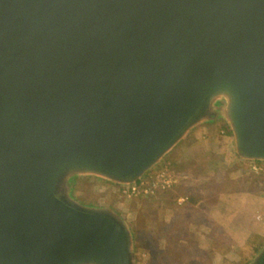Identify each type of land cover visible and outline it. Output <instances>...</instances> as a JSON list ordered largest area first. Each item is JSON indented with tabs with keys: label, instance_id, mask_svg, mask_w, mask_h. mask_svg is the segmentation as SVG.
<instances>
[{
	"label": "water",
	"instance_id": "obj_1",
	"mask_svg": "<svg viewBox=\"0 0 264 264\" xmlns=\"http://www.w3.org/2000/svg\"><path fill=\"white\" fill-rule=\"evenodd\" d=\"M212 123L264 163V0H0V264H134L71 182L135 184Z\"/></svg>",
	"mask_w": 264,
	"mask_h": 264
},
{
	"label": "rangeland",
	"instance_id": "obj_2",
	"mask_svg": "<svg viewBox=\"0 0 264 264\" xmlns=\"http://www.w3.org/2000/svg\"><path fill=\"white\" fill-rule=\"evenodd\" d=\"M205 128L214 130L213 135L206 137L203 134L191 143L199 146L198 143L209 138L208 142L212 143L209 160L196 163L184 159L179 165L171 163L173 166L170 170L187 171L198 179L191 190L194 196L211 201L221 194L237 197L238 203L227 204V216L220 215L228 225L226 237L213 229L212 236L210 234L212 241L207 236L208 241L197 242L200 237L198 232L185 230L182 224L181 230H162L163 212L167 205L171 206V192L128 198L122 194L123 187L97 177L79 176L71 182L70 196L76 202L86 207L107 209L127 223L133 236L134 264H250L263 246L264 163L240 160L235 155L230 129L224 123L198 126L173 150L186 142L193 133ZM253 164L257 165L258 171L252 169ZM201 178L203 180L200 181ZM164 194L166 196L163 198ZM250 228L259 233L248 234Z\"/></svg>",
	"mask_w": 264,
	"mask_h": 264
},
{
	"label": "crops",
	"instance_id": "obj_3",
	"mask_svg": "<svg viewBox=\"0 0 264 264\" xmlns=\"http://www.w3.org/2000/svg\"><path fill=\"white\" fill-rule=\"evenodd\" d=\"M213 133L214 130H212L211 128H205L193 133L186 140V142L182 143L177 149L168 154L158 165V167L166 166L170 168L173 166L171 163L179 165L184 159H191L196 163H205L207 160H209L208 157L211 155L212 143L208 142L210 141V139L208 138L202 143H198L199 146H194L191 141L199 138L203 134H205L206 137H211ZM199 151H202L204 153L199 154ZM169 160H171L172 162H170ZM172 173L177 177V183L174 184L169 190L164 191V193L171 192L170 196L172 197V200H170L171 206L167 205L163 212L164 216L161 224L164 227L162 228V230H181L182 224L184 225L183 229H192V231L198 232L200 237L197 242H205V240L208 241L207 236L209 238L210 234L212 236L213 229H216L218 230V232L223 233L225 237L226 235L228 236V225L225 222V218H220V215L223 214V216H227V211H225L228 208L227 204H236L237 197L235 195L221 194L215 201H211V199L207 200L206 198H201L200 196H194L191 190L194 188L193 186L195 184V181H198V179H195L192 174H188L187 171H172ZM199 180L201 181L203 179L201 178ZM164 196H166V194L163 195V198ZM165 199L168 200L169 198ZM166 203L168 204V202ZM251 233L257 234L259 232H257V230L253 228H250V230H248V234ZM211 239L213 238L211 237L209 240Z\"/></svg>",
	"mask_w": 264,
	"mask_h": 264
},
{
	"label": "built area",
	"instance_id": "obj_4",
	"mask_svg": "<svg viewBox=\"0 0 264 264\" xmlns=\"http://www.w3.org/2000/svg\"><path fill=\"white\" fill-rule=\"evenodd\" d=\"M254 171H258L256 164L252 165ZM177 183V177L168 167H158L155 171L144 176L140 181L121 189L122 194L128 198L155 196L172 188Z\"/></svg>",
	"mask_w": 264,
	"mask_h": 264
}]
</instances>
